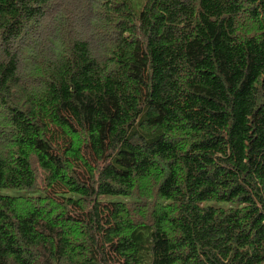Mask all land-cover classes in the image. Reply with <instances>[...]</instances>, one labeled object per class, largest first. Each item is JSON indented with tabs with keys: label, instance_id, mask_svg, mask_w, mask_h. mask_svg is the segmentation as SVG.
I'll return each instance as SVG.
<instances>
[{
	"label": "trees",
	"instance_id": "obj_1",
	"mask_svg": "<svg viewBox=\"0 0 264 264\" xmlns=\"http://www.w3.org/2000/svg\"><path fill=\"white\" fill-rule=\"evenodd\" d=\"M0 264H264V0H0Z\"/></svg>",
	"mask_w": 264,
	"mask_h": 264
},
{
	"label": "rangeland",
	"instance_id": "obj_2",
	"mask_svg": "<svg viewBox=\"0 0 264 264\" xmlns=\"http://www.w3.org/2000/svg\"><path fill=\"white\" fill-rule=\"evenodd\" d=\"M5 192H8L7 190H5Z\"/></svg>",
	"mask_w": 264,
	"mask_h": 264
}]
</instances>
